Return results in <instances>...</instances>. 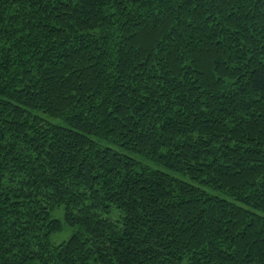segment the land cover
<instances>
[{
	"label": "trees",
	"instance_id": "trees-1",
	"mask_svg": "<svg viewBox=\"0 0 264 264\" xmlns=\"http://www.w3.org/2000/svg\"><path fill=\"white\" fill-rule=\"evenodd\" d=\"M183 263L264 264V0H0V264Z\"/></svg>",
	"mask_w": 264,
	"mask_h": 264
},
{
	"label": "rangeland",
	"instance_id": "rangeland-1",
	"mask_svg": "<svg viewBox=\"0 0 264 264\" xmlns=\"http://www.w3.org/2000/svg\"><path fill=\"white\" fill-rule=\"evenodd\" d=\"M52 122L60 123L59 121H56V120H53ZM107 146L109 148L113 149L114 151H117V152H119L121 154L127 155V156H129L131 158H134L137 161H140V162L146 164L147 166H149L152 169L165 172V173L171 175L172 177H174V178H176L178 180H181V181H184V182H187V183L196 185L194 182L190 181L186 176H182V175H179V174L172 173V172L166 170L165 168H163V167H161L159 165H156V164H153V163L144 161L141 158H139L138 156H136L134 154H131V153H127V152H125L124 150H122L121 148H119L117 146H114V145H111V144H107ZM205 191L208 194H210V195H215V196L221 197L223 199H227L226 196H224L222 194H218L216 192H212L209 189H205ZM51 218L59 220L64 225L62 231H60L58 233H54V234H52L50 236V243L51 244H53V245H59L62 242L67 241L70 238V236L76 231L74 228H70V227L65 226V224H64L63 208L62 207L61 208H57L55 211H53L51 213ZM183 264H185V263H183Z\"/></svg>",
	"mask_w": 264,
	"mask_h": 264
}]
</instances>
